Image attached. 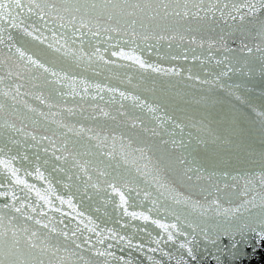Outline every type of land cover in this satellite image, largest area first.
<instances>
[{
    "label": "snow or ice",
    "instance_id": "1",
    "mask_svg": "<svg viewBox=\"0 0 264 264\" xmlns=\"http://www.w3.org/2000/svg\"><path fill=\"white\" fill-rule=\"evenodd\" d=\"M13 30H19L15 38ZM5 35L23 74L10 68L7 88L0 89V177L9 181L0 182V189H7L0 191L6 199L0 204V264H144L133 251L143 254L147 264H236L248 255L247 248L254 252L264 245V0H0V44ZM25 37L88 66L102 62L107 67L119 60V67L193 81L201 86L199 95L184 104L197 109L188 114L173 106L170 111L163 97L149 103L107 84L86 85L84 91L95 87L113 99L117 93L120 101L131 99L132 108L146 110L150 117L145 122L129 112L111 115L100 109L119 132L111 137L112 149L102 151L108 136H89L92 129L74 130L55 119L58 113L51 110L59 104L53 101L65 95L58 86L67 82L73 95L72 81L67 73L61 76L55 61L42 62L15 45V39ZM152 55L171 66L146 58ZM189 59L204 79L177 66ZM4 81L0 75V84ZM27 96L48 111L31 106ZM68 114L75 115L72 109ZM53 124L67 129L61 132L59 149ZM41 128L52 136L37 135ZM69 132L75 136L71 149ZM116 140L122 157L116 155ZM45 144L51 146V156L42 165L40 149L49 152ZM28 147L36 149L34 159ZM126 149L143 162L135 173L141 183L154 187L156 195L146 190L144 199L152 205L147 212L159 218L128 210L120 190L127 188ZM57 150L67 155L57 156ZM92 170L104 178L105 196L108 189L119 196V219L86 214L93 201L89 189L98 195L101 188L99 182L90 183ZM60 174L68 183L57 179ZM123 217L150 221L159 231L153 235L148 227L124 223ZM129 228L131 234H125ZM139 233L143 235L134 242ZM115 249L126 254L117 255Z\"/></svg>",
    "mask_w": 264,
    "mask_h": 264
},
{
    "label": "water",
    "instance_id": "2",
    "mask_svg": "<svg viewBox=\"0 0 264 264\" xmlns=\"http://www.w3.org/2000/svg\"><path fill=\"white\" fill-rule=\"evenodd\" d=\"M28 23H31L29 21ZM19 30H13V36L14 38L17 36V32ZM47 35H50V33H46ZM7 36L4 37V43L0 44V75H3L5 77L4 83L0 84V89L7 88V84L9 83V78L7 76L8 70L11 68L13 72L21 71L23 74V66L20 63V61L17 59L18 54H15V47L12 49V53H9L7 48ZM14 43L17 47H22L25 52H27L30 55H34L37 58L41 59L42 62L45 61H55V68L57 71L61 73V76H63L65 73L69 76L71 83V89L74 91L73 95H69V86L68 83L65 82L62 86V91L65 93L62 100L53 101V103L59 104V107H54L51 111L58 113V115L55 117L57 120H61L64 124H67L69 128H73L74 130H78L83 126L84 128L92 129L91 132L87 133L89 136H95L100 135L101 137L108 136L109 139L107 140L106 144L102 146L101 150H111L113 141L111 139L112 136H119L118 131L112 130V124L111 121L104 117L100 109H103V111L110 113L111 115H115L117 111L120 112H129L133 119H136L139 117L140 119H143L145 122H148L150 120L149 115L146 113V110L144 113H141L138 108H132V101L131 99L120 101L118 97V93L116 94V98H112L110 93L105 92H97V89L95 87H88L87 91H84V88L86 85H92L95 84H101L102 86L104 84H107L109 87L112 88H118L120 91H124L129 96H139L143 100H147L149 103H153L154 100H158L159 98L163 97L169 102V110H172V107L175 106L177 108H185L187 109L188 114L194 113L197 109V106L195 105H186L184 104V100L191 99L192 96L199 95L198 89L201 87L198 84H195L193 81H189L187 79L184 80H178L177 78H163L156 76L154 74L150 75L148 73H142L141 71H138L134 68H126V67H119L118 65L123 63L121 61H117V65H111V66H104L102 62L99 63H93L91 66H88L83 63L74 62L70 58L62 57L58 54H55L52 52V50L47 49L46 45L39 44L36 41H33L31 37H25L24 39H15ZM39 54V55H38ZM108 59H114L110 56L106 57ZM147 59H150L152 61H155L156 63L164 64L165 66H171V64L163 59L161 56L160 59H157L156 56L152 55L150 57H146ZM177 63V62H172ZM19 66V67H17ZM53 66V65H49ZM177 66L184 67L185 69L191 68L192 69V75H200L201 79H204V73L202 69L199 67V65L196 62L191 61L189 59L188 62H178ZM185 76H187V72L185 73ZM131 77V83H128V78ZM12 79H15V77H12ZM23 83V81H21ZM35 83L39 84L40 81H35ZM186 85H192L191 87H186ZM26 89L22 88L21 92H24ZM30 91H38L40 89H27ZM176 93H180V96H177ZM45 94H47L45 90ZM103 97V99H101ZM28 101V103L33 107H38L41 110L47 112L48 108L45 105H41L39 101L35 100L32 96L24 97ZM123 103L124 107L120 108V104ZM68 109H72L75 115H69ZM81 110H83V114L81 115ZM175 115L177 116H183L185 115L184 112L176 111ZM89 117L94 118L96 121L93 123V119H88ZM51 119V118H50ZM120 120V117H117V121ZM187 122V121H185ZM19 126V124H18ZM51 129L56 132L55 136H52V131H44L41 129H36L37 135H48L52 136L54 140L57 141V149L60 148V143L63 139L61 136V132H66L67 129H61L57 125L53 124L51 125ZM28 131H34L31 127L27 129ZM7 135V130L5 132ZM20 138V137H16ZM75 139L74 133L69 132L68 133V140H69V149H71V141ZM97 143L96 141H93V144ZM45 146L49 147V152L44 153L43 149H40V157H41V163L43 165V160L48 159L51 156V146L45 144ZM115 149H116V155L117 157H122V153L120 150V141L116 140L115 142ZM27 154L29 155L30 159H34L33 153L36 151V149H33L31 147H28L26 149ZM128 152V164L125 166L124 174H125V181L127 183V188L121 187L120 190L124 192L127 200H128V210L131 211H143L151 216L153 218H159L156 213H148L147 209L149 207H152L150 199L145 200L144 199V192L147 190L151 192L152 197L156 195V192L153 188H149L146 184L141 183V180L137 178L138 174L135 173V168L142 165V161L138 160V154L132 153L131 150L126 149ZM15 154V152L13 153ZM57 156L67 155V153H62L61 151L57 150L56 152ZM84 159H87L85 157ZM135 162V163H134ZM27 166V165H26ZM17 167H20L19 163H17ZM44 167L42 166V170ZM51 171V169H48ZM103 170V169H102ZM129 172L131 175L129 176ZM88 175L92 176V181L90 183L94 184L99 182L101 185L100 189H97L96 191L99 193L98 195L93 193L91 188L89 189V195L93 196V201L90 205V210L86 213L87 215H92L93 218L101 217L104 219H107L105 216V213H107V216L112 217L113 219H119L121 209L119 207H116V205L119 204V196L112 192L111 189H108V195L105 196L103 194L102 189L106 188L107 185L104 183V178L99 177V173L95 170L89 171ZM99 177V180H98ZM83 180H87V176L81 177ZM30 183L37 184L38 187H46L42 181H38L35 179V177H28L27 178ZM57 179H64V183H68V180L64 178L63 174H60ZM130 180L131 182H127ZM0 182L5 183L6 185L9 183L7 179H4L0 177ZM116 182L118 186L120 185V181H111ZM20 186L16 187V191L18 195H21ZM7 190V189H0V191ZM59 191V187H58ZM74 191V189H73ZM139 193V194H138ZM61 195H64L65 193L63 191H60ZM35 194L33 193V201L34 202ZM105 201H109L108 203H105ZM6 202V199L4 197H0V204H3ZM75 202V200H74ZM114 202V203H113ZM87 203V201H85ZM99 208V212H96L95 210ZM81 211H84V208L82 207L80 209ZM65 211H68L67 206L65 205ZM59 216V214H55ZM161 216L163 213L160 214ZM124 223L131 222L133 225L139 228L148 227L149 231L153 232V235H155L159 229L156 228V226L152 225L149 222L147 224L144 221L135 220L130 221L129 217H123ZM69 221L66 220L65 223H68ZM100 223V220L97 221ZM75 224V221L73 220V225ZM103 227L104 225L101 224ZM107 226L111 227L113 225L108 224ZM116 227H119L117 224ZM132 229H126L125 234H131ZM143 235V233L137 234V236L134 237V242L137 239H140V237ZM143 242V241H141ZM225 243H228L227 240L224 241ZM255 247V245H254ZM117 252V255L126 254L119 252L118 249H115ZM127 251V250H126ZM247 253L242 262L237 261L236 264H264V245H261L259 247H255V251L253 252L252 248H247ZM134 257H141L144 259V264H147L146 258H143V254L137 253L133 251Z\"/></svg>",
    "mask_w": 264,
    "mask_h": 264
}]
</instances>
